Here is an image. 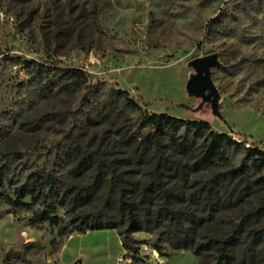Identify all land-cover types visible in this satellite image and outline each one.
<instances>
[{
    "label": "rangeland",
    "instance_id": "1",
    "mask_svg": "<svg viewBox=\"0 0 264 264\" xmlns=\"http://www.w3.org/2000/svg\"><path fill=\"white\" fill-rule=\"evenodd\" d=\"M209 54L219 62L210 77L220 117L186 91L193 74L188 62ZM27 61L34 66L27 69ZM38 69L48 73L45 79ZM75 69L86 73L96 94L84 96L76 87L66 92L60 87L69 82L66 77L50 83L54 72ZM110 89L125 91L142 111L125 109L120 98L109 103L104 94ZM144 112L204 120L212 130L264 152V0H0V163L21 177L38 168L83 186L94 173L71 175L74 161L66 151L77 144L105 151L136 184L132 197L140 208L157 212L169 200L171 208L186 213L183 227L195 242L225 237L240 225L236 250L249 264H264V239L254 233L264 228V185L255 182L259 173L253 169L231 173L241 148L214 164L195 166L193 154L176 153L163 137L164 192H150L141 202L157 159L134 157L140 141H126L144 132ZM182 135L190 134L175 133ZM210 199L212 208L205 206ZM7 209L0 201V264H117L119 257H129L115 230L86 231L91 234L84 242L99 246L83 248V234L59 236L47 222L32 225L31 213L6 214ZM57 215L63 217L64 209ZM153 224L132 234L141 243V261L131 264H215L214 248L201 256L175 248L168 231L179 227L166 219ZM156 241L165 256L145 253Z\"/></svg>",
    "mask_w": 264,
    "mask_h": 264
},
{
    "label": "trees",
    "instance_id": "2",
    "mask_svg": "<svg viewBox=\"0 0 264 264\" xmlns=\"http://www.w3.org/2000/svg\"><path fill=\"white\" fill-rule=\"evenodd\" d=\"M33 62L27 61L26 68ZM34 66V65H33ZM36 74L45 79L47 72L38 69ZM49 78L53 86L57 85L54 77L62 80L67 78L68 83L62 84L61 89L71 92L85 90L84 96L97 93L89 90L93 85L88 83L86 73L81 69L54 72ZM88 83V84H87ZM105 99L113 103L116 99L124 101V108L130 111H142L141 107L125 91L110 89L105 91ZM180 129L190 135L175 136ZM140 131L142 134H131L126 143L133 146L140 141L135 149L134 157L150 161L157 159L153 168V178L143 187L141 202L148 198V193L164 192L163 182L164 164L168 161L159 155L160 141L163 137L169 138L170 146L180 155L193 154L195 166L210 165L225 158L230 149H242V158L239 166L231 171L233 174L246 173L247 168L253 169L259 176L255 182L264 185V152L257 147H245L244 143L237 142L230 135L218 133L211 129L204 120H185L167 113L148 114L144 112ZM67 159L74 161L70 170L71 175L77 176L86 172H93L92 180L83 185L68 184L58 178L53 172H43L38 168L29 171L21 177L11 170L7 162L0 163V201L8 207L6 214H15L17 210L31 213L32 225L47 222L57 229L59 236H69L73 232L80 234L86 231L112 229L117 232L121 246L126 251L124 255L131 257L132 262H140V242L132 238L138 231H149L153 223L158 226L166 219L170 224L179 228L169 230V243L175 248L188 249L196 256L204 251L215 249V264H249L244 253L236 250L237 232L240 225L222 238H209L206 241L195 242L187 229L183 227L186 213L170 207L169 200L157 212H148L140 208L132 197L136 184L126 180L123 171L114 158H110L105 151L87 150L79 144L70 147L65 153ZM7 190H3V188ZM208 193H212L210 188ZM139 200V201H140ZM141 204V203H140ZM90 205L92 209H84ZM213 201H205V206L212 208ZM58 208H63L65 215H57ZM188 218V217H187ZM153 224V225H154ZM256 238L264 239V228L254 231ZM150 249L158 255L162 254L159 241L153 242ZM168 257V256H166Z\"/></svg>",
    "mask_w": 264,
    "mask_h": 264
},
{
    "label": "water",
    "instance_id": "3",
    "mask_svg": "<svg viewBox=\"0 0 264 264\" xmlns=\"http://www.w3.org/2000/svg\"><path fill=\"white\" fill-rule=\"evenodd\" d=\"M217 65L219 62L216 54L190 60L188 66L192 68L193 74L187 80L186 91L189 95L200 98L201 104L209 103L212 114L220 117L219 95L210 77V69Z\"/></svg>",
    "mask_w": 264,
    "mask_h": 264
},
{
    "label": "built area",
    "instance_id": "4",
    "mask_svg": "<svg viewBox=\"0 0 264 264\" xmlns=\"http://www.w3.org/2000/svg\"><path fill=\"white\" fill-rule=\"evenodd\" d=\"M232 138L235 139L237 142H242V143H244L245 147L250 146L248 143H245L244 140H240V139L235 138V137H232ZM148 252L157 253L155 250L150 249L149 247H147L146 250H145V253H148ZM157 254H158V253H157ZM130 259H131V257H119V258L117 259V264H123V263H124V264H131L130 261H132V260H130ZM157 261H160L159 258L157 259ZM127 262H128V263H127ZM160 262H161V261H160Z\"/></svg>",
    "mask_w": 264,
    "mask_h": 264
},
{
    "label": "crops",
    "instance_id": "5",
    "mask_svg": "<svg viewBox=\"0 0 264 264\" xmlns=\"http://www.w3.org/2000/svg\"><path fill=\"white\" fill-rule=\"evenodd\" d=\"M106 235H108V233L109 232H107L106 231ZM91 234V232H88V233H86V234H83V235H80L79 237H78V239H80V246L79 247H83V248H85V246H89V245H91V246H95V247H97V246H99V244H95V243H93V244H89V243H85L84 242V239H85V237H86V235H90ZM119 237V236H118ZM120 239V238H119ZM120 244H121V241H120ZM121 248H122V246H121ZM122 250H123V253L122 254H125L126 253V251L122 248ZM76 254H77V256H79L81 253H80V251H79V249H77V252H76ZM118 258V257H117ZM161 261V260H160Z\"/></svg>",
    "mask_w": 264,
    "mask_h": 264
}]
</instances>
